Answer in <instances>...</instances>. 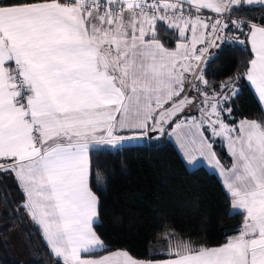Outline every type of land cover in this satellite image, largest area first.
Wrapping results in <instances>:
<instances>
[{
  "label": "snow or ice",
  "instance_id": "snow-or-ice-1",
  "mask_svg": "<svg viewBox=\"0 0 264 264\" xmlns=\"http://www.w3.org/2000/svg\"><path fill=\"white\" fill-rule=\"evenodd\" d=\"M246 90L258 117L237 116ZM154 135L218 172L220 242L165 218L134 255L98 230L100 156ZM0 206L50 264H264V0H0Z\"/></svg>",
  "mask_w": 264,
  "mask_h": 264
},
{
  "label": "trees",
  "instance_id": "trees-1",
  "mask_svg": "<svg viewBox=\"0 0 264 264\" xmlns=\"http://www.w3.org/2000/svg\"><path fill=\"white\" fill-rule=\"evenodd\" d=\"M241 15L259 18L261 12L248 11ZM163 39L167 40V36ZM239 47L225 48L209 66L210 75L217 82L223 80L239 61ZM258 117V105L250 91H245L237 105V116ZM216 150L228 162L225 150ZM102 168L98 181L103 199V218L99 231L113 250L128 249L134 255L144 251L145 236L167 218L176 229L206 237L215 244L224 239L237 223L238 217L229 218L225 209L223 189L216 176L203 166L188 170L170 140L160 143L134 144L114 154L100 156ZM12 196H16L13 192ZM198 205V207H195ZM2 207V206H0ZM12 225L20 234L25 260H7L3 241L8 239ZM20 222L0 217V262L2 264H50L46 249L31 230L20 231ZM206 229V231H205ZM29 240L31 242H29Z\"/></svg>",
  "mask_w": 264,
  "mask_h": 264
},
{
  "label": "rangeland",
  "instance_id": "rangeland-1",
  "mask_svg": "<svg viewBox=\"0 0 264 264\" xmlns=\"http://www.w3.org/2000/svg\"><path fill=\"white\" fill-rule=\"evenodd\" d=\"M172 137H168V136H164V139L168 140V139H171ZM174 141L176 143V150L181 152L179 153V155L181 156H184V153H183V150L181 149L179 143L177 142L176 140V137H174ZM148 142V139L147 138H144L142 139L139 143H133V144H126L125 146L127 145H134V144H142V143H146ZM179 149V150H178ZM184 163L186 164V167L188 169H194L196 167H199L201 165H204V164H207L206 161H193L191 164L188 163L187 159L185 158L184 159ZM20 234L17 233V232H11L10 235L8 236V239L6 240L7 243H4V247L6 248V255L8 256L7 257V260H13L15 258L16 261H20L22 262L23 260H25V256H24V251H23V243L21 242V239H20Z\"/></svg>",
  "mask_w": 264,
  "mask_h": 264
},
{
  "label": "crops",
  "instance_id": "crops-1",
  "mask_svg": "<svg viewBox=\"0 0 264 264\" xmlns=\"http://www.w3.org/2000/svg\"><path fill=\"white\" fill-rule=\"evenodd\" d=\"M168 140H170L171 142H172V144L174 145V146H176V143H175V141H174V136L171 138V139H168ZM176 148V147H175ZM179 150V149H178ZM226 152V151H225ZM179 153H181L180 151H179ZM181 157V159L183 160V162H184V159H185V157L184 156H180ZM185 166H186V164H185ZM201 166H203L207 171H209L210 173H212V174H214L215 176H216V178L218 179V181L220 182V184H221V178L219 177V174H218V172L216 171V170H214L211 166H209L208 164H204V165H201ZM188 169V168H187ZM188 170H192V169H188Z\"/></svg>",
  "mask_w": 264,
  "mask_h": 264
},
{
  "label": "water",
  "instance_id": "water-1",
  "mask_svg": "<svg viewBox=\"0 0 264 264\" xmlns=\"http://www.w3.org/2000/svg\"><path fill=\"white\" fill-rule=\"evenodd\" d=\"M163 138L164 137H160L158 135H154L152 139H148V138L147 139H148V142L150 144H157V143H160Z\"/></svg>",
  "mask_w": 264,
  "mask_h": 264
}]
</instances>
